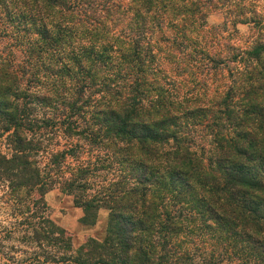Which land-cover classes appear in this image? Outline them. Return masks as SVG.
I'll use <instances>...</instances> for the list:
<instances>
[{
    "label": "trees",
    "instance_id": "trees-1",
    "mask_svg": "<svg viewBox=\"0 0 264 264\" xmlns=\"http://www.w3.org/2000/svg\"><path fill=\"white\" fill-rule=\"evenodd\" d=\"M227 2L0 0V32L50 84L30 96L58 103L69 143L45 150L43 173L30 158L40 140L14 128L0 179L24 193L58 182L85 224L109 206L120 240L81 264H264V40L213 48L206 18ZM168 28L163 45L152 42ZM195 68L226 70L223 90L204 99L181 92L175 75Z\"/></svg>",
    "mask_w": 264,
    "mask_h": 264
},
{
    "label": "rangeland",
    "instance_id": "rangeland-1",
    "mask_svg": "<svg viewBox=\"0 0 264 264\" xmlns=\"http://www.w3.org/2000/svg\"><path fill=\"white\" fill-rule=\"evenodd\" d=\"M244 17L251 19L244 21ZM261 24H264V0H228L225 6L211 9L206 18V28L215 37L211 43L213 48L227 43L244 49L257 36L258 40H264V25ZM170 32L171 28L156 31L151 37L152 42L157 40L163 45ZM24 50L0 32V59L6 60L0 63V161L14 152L12 135L14 128H18L27 137L40 140L42 149L30 158L37 160L39 169L45 173L49 160L45 150H61L69 143L61 131L58 103L56 106L44 105L30 96L49 88L50 84L45 75L36 78L35 73L43 67L28 60V52ZM161 62L163 67L170 69L164 59ZM7 72L16 77L6 76ZM191 72L175 75V81L181 92L191 88V92L193 90L192 93L202 99L221 92L228 81L226 70L202 74L195 68ZM61 85L59 91L62 94L68 86L66 83ZM15 108L18 112L13 116ZM49 119L51 122L56 120V124L52 125ZM14 120L20 126L15 127ZM193 130L202 135L197 143L206 142L203 127L197 126ZM70 162L68 159L64 167ZM98 178L96 175L89 177L93 188ZM38 182L29 187L30 192L24 193L22 189L12 188L8 180L0 179V264H81L82 260H93L106 252L109 245L119 242L120 232L110 218L109 206H101L94 222L85 224L81 222L82 208L74 204L72 195L60 190L58 182L45 193L39 191ZM186 245L196 257L203 253L195 250V243Z\"/></svg>",
    "mask_w": 264,
    "mask_h": 264
}]
</instances>
